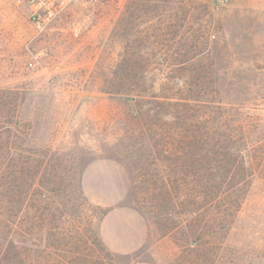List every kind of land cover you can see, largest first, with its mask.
Here are the masks:
<instances>
[{
	"label": "rangeland",
	"instance_id": "rangeland-1",
	"mask_svg": "<svg viewBox=\"0 0 264 264\" xmlns=\"http://www.w3.org/2000/svg\"><path fill=\"white\" fill-rule=\"evenodd\" d=\"M125 53L139 68L149 59V93L203 91L209 108L198 115L216 117L218 105L261 143L211 170L200 160L223 155L167 153L151 145V125L140 145L114 92ZM0 121L11 127L0 160V185L10 187L0 189V264H264V0H77L42 30L25 4L0 0ZM152 121L166 136V116ZM182 166L197 173L191 189L178 183L186 196L169 188L184 179ZM57 203L85 214L99 240L109 210H131L145 244L114 254L101 240V250L68 243L70 223L49 224ZM190 205L197 215H184Z\"/></svg>",
	"mask_w": 264,
	"mask_h": 264
},
{
	"label": "trees",
	"instance_id": "trees-1",
	"mask_svg": "<svg viewBox=\"0 0 264 264\" xmlns=\"http://www.w3.org/2000/svg\"><path fill=\"white\" fill-rule=\"evenodd\" d=\"M149 59H144L145 64L139 68L141 63L138 59L134 58V55L131 53H125L124 56L120 59L121 71L118 77L117 89H114L115 94L118 96V100L127 107L129 119L128 122L131 123L133 132H137L136 138L139 140V144L143 145L144 143V128L149 125L154 127V133L151 136L153 142L151 145L155 148L166 147L167 153L173 152L174 149H179L181 146H187L196 148L197 152H210L214 155L221 154L223 155L222 159L217 157H207L201 159L205 166V170H211L213 163L223 162L225 164H234L236 162L235 157H230L232 151H240L241 148H248L256 144H260V139L257 141H251L248 131V122L244 120L229 119L223 118V108L216 106L215 113L216 117H209L207 115H198L197 112L201 108L208 109L209 100L204 99L203 91L191 90L192 95H183L184 92H187L183 89H173L161 88L159 94L149 93L145 85V77L147 76ZM141 65V64H140ZM112 90V89H110ZM221 105L220 102H218ZM195 107V108H194ZM198 109V111H197ZM196 111L195 115H189L190 111ZM182 115V118H181ZM161 116H166L168 122L165 123L169 127V131L166 136H162L160 133L161 124L160 121L154 123L153 118H160ZM184 116V117H183ZM179 119H182L180 123ZM12 123V122H11ZM7 121H0V160L1 162L5 160L3 157L4 153L8 152L10 142V128L6 126ZM182 125V126H181ZM183 126H187L188 131H181ZM165 139V140H164ZM143 143V144H142ZM163 161L167 163H176V160L170 159L169 157L164 158ZM190 161L188 166L193 167V163L197 162L196 160H186ZM0 162V167L3 163ZM162 162V161H160ZM183 168V166H182ZM187 168V167H186ZM186 168H183L184 171ZM192 169V168H191ZM190 171V170H189ZM189 171H185L183 175L184 179L175 181L173 185L169 186L170 189H173L175 195L181 194L183 196L189 195L186 189H191V184H195V176L197 173L190 174ZM184 182L185 185L181 189V185L178 186L179 182ZM196 185V184H195ZM31 186V185H29ZM0 189L9 190V186L4 184L0 185ZM181 190H183L181 192ZM47 192L53 194V190L48 189ZM54 204L53 202H51ZM66 205L62 203H57L55 209L57 210L58 217L52 216L49 219V224H61V222L70 223L71 229L68 231L67 242L73 245H88L90 247H97L98 250L103 245L100 242L96 232L93 230L92 221L87 219L85 214L83 215H70L66 211L61 212V210L66 209ZM200 209L196 207L187 206L183 209L185 212L184 215H197ZM186 221V220H185ZM192 224L195 222H191ZM190 222H187L186 228L191 229L192 239L191 244L194 245L197 241V230L195 225L192 226ZM54 226V228H55ZM61 234V236H60ZM58 237H57V236ZM53 241L56 244H63L61 242L66 241L63 233L53 234ZM60 237V238H59ZM66 242V244H68ZM65 244V243H64ZM76 250V249H75Z\"/></svg>",
	"mask_w": 264,
	"mask_h": 264
},
{
	"label": "crops",
	"instance_id": "crops-1",
	"mask_svg": "<svg viewBox=\"0 0 264 264\" xmlns=\"http://www.w3.org/2000/svg\"><path fill=\"white\" fill-rule=\"evenodd\" d=\"M146 231L142 219L127 209L109 210L99 224L100 240L114 254H129L139 250L145 244Z\"/></svg>",
	"mask_w": 264,
	"mask_h": 264
},
{
	"label": "built area",
	"instance_id": "built-area-1",
	"mask_svg": "<svg viewBox=\"0 0 264 264\" xmlns=\"http://www.w3.org/2000/svg\"><path fill=\"white\" fill-rule=\"evenodd\" d=\"M25 4L29 9V20L37 30H42L77 0H11Z\"/></svg>",
	"mask_w": 264,
	"mask_h": 264
}]
</instances>
